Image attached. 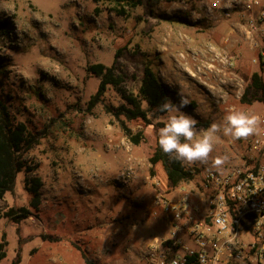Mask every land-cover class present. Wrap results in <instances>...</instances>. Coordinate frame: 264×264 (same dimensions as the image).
<instances>
[{"label": "rangeland", "instance_id": "obj_1", "mask_svg": "<svg viewBox=\"0 0 264 264\" xmlns=\"http://www.w3.org/2000/svg\"><path fill=\"white\" fill-rule=\"evenodd\" d=\"M212 1L142 0L122 16L114 0H0L6 25L0 29V95L15 122L39 139L28 165L43 183L42 203L32 217L19 224L0 217L6 253L0 264H86L82 253L97 264H143L141 252L167 236L154 200L178 194L162 165L153 175L149 162L166 114H149L151 125L117 120L107 108L128 105L113 86L88 109L100 82L89 67H110L117 51L116 75L125 94L138 95L149 61L168 86L170 101H189L180 111L195 120L197 137L214 123L221 126L207 163L184 162L186 167L197 175L234 163L249 137L225 136L223 117L229 109L264 113V102L253 101L250 89L252 74L264 80V73L254 64L258 52L234 32L233 16L217 9L206 13ZM244 96L253 102H243ZM122 121L132 135L143 133L138 145ZM130 167L132 178L124 184L118 177ZM26 178L19 173L15 189L0 200V214L29 207Z\"/></svg>", "mask_w": 264, "mask_h": 264}, {"label": "built area", "instance_id": "obj_2", "mask_svg": "<svg viewBox=\"0 0 264 264\" xmlns=\"http://www.w3.org/2000/svg\"><path fill=\"white\" fill-rule=\"evenodd\" d=\"M215 9L233 16L234 32L258 52L254 64L264 73V0H214L206 13ZM256 117L233 164L197 175L187 167L194 179L170 185L176 199L156 196L168 234L141 252L143 264H264V113ZM132 174L130 167L118 179L126 184Z\"/></svg>", "mask_w": 264, "mask_h": 264}, {"label": "trees", "instance_id": "obj_3", "mask_svg": "<svg viewBox=\"0 0 264 264\" xmlns=\"http://www.w3.org/2000/svg\"><path fill=\"white\" fill-rule=\"evenodd\" d=\"M116 11L119 15L127 16L129 10L135 9L142 5V0H114ZM6 25L0 22V29H4ZM120 55L117 51L113 64L108 67L104 64H94L89 67V72L100 78V82L96 93L91 97L88 104V109L91 111L98 105L107 92L109 86H113L123 96L127 105H122L116 110L107 108L117 120L124 116L129 121L142 120L144 124L151 125L149 114L153 116L165 115L161 112L160 106L165 102L170 101L171 92L166 84L160 79L157 72L152 67V64L147 61L144 64L143 79L141 81L138 95H127L121 88L123 79L116 75V65ZM2 64L0 62V73ZM250 89L252 90L253 101L264 102V80L260 73H253L251 76ZM249 94V91H247ZM243 102L252 103V100H247L246 96L242 99ZM142 102L147 104V109L142 108ZM121 127L130 136V141L138 145L143 138V133L139 132L132 135L124 122ZM39 144V139L36 134L30 132L24 123H16L12 115L10 107L0 95V200L4 199L5 195L15 189L17 177L20 172L24 171L27 174L26 188L32 194V199L29 207L10 208L3 214L1 218L9 219L14 223L32 217L34 211L40 209L42 203L41 188L42 180L39 177H32L34 172L33 167L28 165L29 153ZM151 164V174L155 175V168L158 164L162 165L164 174L169 183L173 187H179L181 184L194 179L190 170L184 165V162L177 161L169 157L168 154L162 152L157 145L152 156L149 158ZM4 244H0V261L6 257L3 251ZM86 264H97L86 253H82ZM19 258L17 259V262Z\"/></svg>", "mask_w": 264, "mask_h": 264}, {"label": "clouds", "instance_id": "obj_4", "mask_svg": "<svg viewBox=\"0 0 264 264\" xmlns=\"http://www.w3.org/2000/svg\"><path fill=\"white\" fill-rule=\"evenodd\" d=\"M188 103L181 96L178 105L167 101L160 106L161 112L166 113V118L158 130V146L163 153L177 161L207 163L213 148L214 134L220 131L221 126L214 123L208 131L197 137L194 133L195 120L180 111ZM257 124L258 117L229 109L223 117V134L237 140L247 138L253 134ZM220 162L217 160L216 164Z\"/></svg>", "mask_w": 264, "mask_h": 264}]
</instances>
